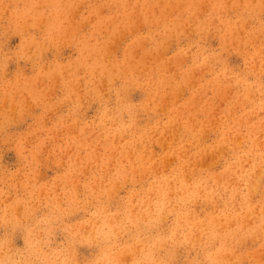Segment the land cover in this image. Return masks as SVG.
<instances>
[{"label": "clouds", "instance_id": "obj_1", "mask_svg": "<svg viewBox=\"0 0 264 264\" xmlns=\"http://www.w3.org/2000/svg\"><path fill=\"white\" fill-rule=\"evenodd\" d=\"M0 264H264V0H0Z\"/></svg>", "mask_w": 264, "mask_h": 264}, {"label": "rangeland", "instance_id": "obj_2", "mask_svg": "<svg viewBox=\"0 0 264 264\" xmlns=\"http://www.w3.org/2000/svg\"><path fill=\"white\" fill-rule=\"evenodd\" d=\"M17 41L13 40L12 41V45L14 46V44L16 43ZM70 51V50H69ZM67 54V53H66ZM231 62L233 64H239L240 63V60L239 58L237 57H233L231 58ZM14 69V66H12L10 68V72ZM29 71V69L26 67V74L27 72ZM134 100H139L140 98H142L141 94L140 93H135L134 96H133ZM5 163H8L10 165H14L15 163V156H14V153H11V152H6L5 153ZM166 163H171V160L169 161H166ZM51 175V173H44L41 177V179H46L47 176Z\"/></svg>", "mask_w": 264, "mask_h": 264}]
</instances>
